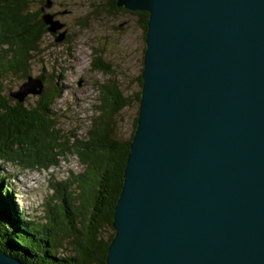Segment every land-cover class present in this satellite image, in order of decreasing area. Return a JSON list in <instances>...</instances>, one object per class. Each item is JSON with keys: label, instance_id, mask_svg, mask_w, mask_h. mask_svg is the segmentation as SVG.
<instances>
[{"label": "water", "instance_id": "obj_1", "mask_svg": "<svg viewBox=\"0 0 264 264\" xmlns=\"http://www.w3.org/2000/svg\"><path fill=\"white\" fill-rule=\"evenodd\" d=\"M113 1L148 19L103 264H264V0Z\"/></svg>", "mask_w": 264, "mask_h": 264}, {"label": "trees", "instance_id": "obj_2", "mask_svg": "<svg viewBox=\"0 0 264 264\" xmlns=\"http://www.w3.org/2000/svg\"><path fill=\"white\" fill-rule=\"evenodd\" d=\"M29 1L0 0V82L10 74L30 76L33 52L39 51V43L49 31L43 13L31 11ZM109 3L114 9L134 14L145 36L147 11H131L116 6L113 0ZM92 65L103 71L110 68L99 57ZM35 78L41 88L31 105L25 98L11 95L17 89L9 90L6 96L0 87V158L18 163L21 169H43L58 166L65 154L73 153L83 168L79 173L68 170L62 178L51 179V201L44 209L48 217L41 219L49 223L48 234L31 225L34 220L13 196V187L6 184L1 188L4 181L0 174V247L29 257L30 264H103L114 233L112 216L132 133L122 140L113 137L111 115L127 100L114 87L100 85L101 110L80 137L56 125L53 103L61 93L60 78L50 76L47 80L46 73ZM137 95L138 91L136 101ZM107 228L111 231L103 235ZM64 243L71 246L70 253L63 252Z\"/></svg>", "mask_w": 264, "mask_h": 264}, {"label": "rangeland", "instance_id": "obj_3", "mask_svg": "<svg viewBox=\"0 0 264 264\" xmlns=\"http://www.w3.org/2000/svg\"><path fill=\"white\" fill-rule=\"evenodd\" d=\"M29 8L33 12L50 14L58 23L55 31L43 35L39 51L33 52L28 65L32 77L46 73L47 80L50 76L52 79L60 78L61 93L53 103L57 110L56 125L66 133L84 137L94 115L97 116L101 110L102 92L99 87L107 85L114 87L127 100L111 115L113 137L126 139L132 130L135 94L139 88L138 76L145 49V36L136 16L114 9L109 0H30ZM62 34L63 37L57 39ZM96 57L110 68L106 71L94 68L92 61ZM25 80L26 77L17 74L6 76L0 82L2 94L7 96L9 90L19 89ZM38 94H25L27 104L35 102ZM17 164L0 158V174L4 181L1 188L6 184L9 188L15 186L14 189L28 199L26 208L34 220H31V225L48 234L49 223L44 224L41 219L48 217L44 209L45 203L51 201L53 186L50 182L62 178L68 170L79 173L83 165L73 153L65 154L58 166L49 168L21 169ZM13 196L17 197L16 194ZM110 231L111 228H107L102 234ZM62 246L64 253H70L69 244Z\"/></svg>", "mask_w": 264, "mask_h": 264}, {"label": "clouds", "instance_id": "obj_4", "mask_svg": "<svg viewBox=\"0 0 264 264\" xmlns=\"http://www.w3.org/2000/svg\"><path fill=\"white\" fill-rule=\"evenodd\" d=\"M17 176V175H16Z\"/></svg>", "mask_w": 264, "mask_h": 264}]
</instances>
